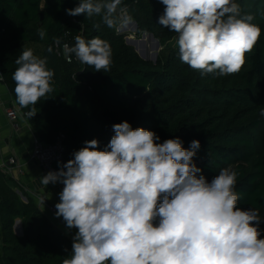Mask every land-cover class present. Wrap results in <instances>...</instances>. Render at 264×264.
<instances>
[{"label":"trees","instance_id":"obj_1","mask_svg":"<svg viewBox=\"0 0 264 264\" xmlns=\"http://www.w3.org/2000/svg\"><path fill=\"white\" fill-rule=\"evenodd\" d=\"M79 2L0 0V77L11 101L20 109L12 75L24 49L46 58L54 71L53 91L34 106L36 115L27 118L45 143L63 135L57 171L86 141L97 139L103 150L115 135L112 126L123 121L133 129L154 131L160 143L179 137L187 149L198 140L193 157L201 169L198 175L213 178L223 167L235 170L237 207L258 211L264 238V0H235L241 14H251L262 31L241 71L225 76L201 75L181 62L178 45L170 43L177 34L158 23L164 11L159 0H122L115 13L130 15L139 33H152L159 40L156 62L140 58L116 32L119 22L109 27L103 13L68 15L66 9ZM41 29L44 38L38 35ZM77 36L110 43L109 70L97 72L79 60L66 61L62 45L73 46ZM31 107L20 110L28 113ZM256 131L260 134L255 142L251 132ZM16 219L21 221V236L13 230ZM72 243L36 199L0 171V264H62L70 258Z\"/></svg>","mask_w":264,"mask_h":264},{"label":"clouds","instance_id":"obj_2","mask_svg":"<svg viewBox=\"0 0 264 264\" xmlns=\"http://www.w3.org/2000/svg\"><path fill=\"white\" fill-rule=\"evenodd\" d=\"M122 0H80L66 9L70 16L101 15L109 27L130 24L115 16ZM164 5L159 25L177 34L182 63L201 75L237 74L261 36L251 14H241L235 0H159ZM38 35L44 38L41 29ZM95 71L112 63L110 43L100 38H75L64 45ZM15 63L16 103L35 105L53 91L54 71L47 59L24 49ZM264 116V110L261 111ZM115 135L100 150L92 139L74 152L59 171L41 177L46 187L63 184L56 217L77 229L70 258L62 264H264V238L257 210H242L235 192L238 173L222 169L211 182L193 162L200 142L183 147L179 137H160L127 121L112 126ZM44 207L45 199L38 197Z\"/></svg>","mask_w":264,"mask_h":264},{"label":"crops","instance_id":"obj_3","mask_svg":"<svg viewBox=\"0 0 264 264\" xmlns=\"http://www.w3.org/2000/svg\"><path fill=\"white\" fill-rule=\"evenodd\" d=\"M9 106L15 108L17 112L21 111L11 101L6 85L0 80V163L6 162L8 157L13 156L23 166V173L18 177V185L29 196L36 199L52 223L66 234H75L77 229H68L63 218L55 216V205L59 202V193L63 189V184L53 185L50 183L45 187L41 183L40 178L44 174L37 163L30 158L32 139L36 133L30 126L28 118H25L21 113H19L17 121L19 129L15 132L4 114L5 109ZM38 197L45 199L44 207L39 203ZM48 206L54 207L55 211L51 212Z\"/></svg>","mask_w":264,"mask_h":264},{"label":"built area","instance_id":"obj_4","mask_svg":"<svg viewBox=\"0 0 264 264\" xmlns=\"http://www.w3.org/2000/svg\"><path fill=\"white\" fill-rule=\"evenodd\" d=\"M67 44V43H65ZM62 45V50L64 52V57L67 62H69L68 57L65 54L64 51V45ZM68 45V44H67ZM57 54L59 55L58 47L56 46ZM78 60L74 54H71V61ZM0 80L2 81V78L0 77ZM21 113L25 118H27V112L19 111L11 106L7 107L5 109V117L11 124V127L15 132L19 129V125L17 123L18 121V115ZM1 140V135H0ZM64 153V145H63V135L59 134L55 140L51 143H45L41 139L37 137V135L33 136L32 139V146L30 151V158L37 163L39 166L41 172L46 175L49 171H57L55 168V163L59 162ZM0 171L5 174L8 177H11L15 179L16 181L19 180V176L23 173V166L17 162V160L10 156L7 158L6 162L0 163ZM49 210L52 212L55 211V208L52 206H48ZM75 234H68L70 239L73 242V237Z\"/></svg>","mask_w":264,"mask_h":264},{"label":"water","instance_id":"obj_5","mask_svg":"<svg viewBox=\"0 0 264 264\" xmlns=\"http://www.w3.org/2000/svg\"><path fill=\"white\" fill-rule=\"evenodd\" d=\"M43 3V2H42ZM43 14H40V18L42 19ZM122 25L119 24V28ZM128 29L136 30L137 29V24L134 20L126 26H122L119 31L124 32L127 31ZM125 43L127 45H130L133 47L135 52L139 55L140 58L146 61H151V62H156L158 52L161 48L160 42L158 39L154 37L152 33L148 32H142L140 38H134V37H125ZM147 44H149L150 49L148 48ZM156 50V51H155ZM23 199V198H22ZM25 200V198L23 199Z\"/></svg>","mask_w":264,"mask_h":264},{"label":"rangeland","instance_id":"obj_6","mask_svg":"<svg viewBox=\"0 0 264 264\" xmlns=\"http://www.w3.org/2000/svg\"><path fill=\"white\" fill-rule=\"evenodd\" d=\"M122 27V26H121ZM120 27V28H121ZM119 24L116 26V32L117 33H119V34H123L124 35V40H125V37L126 36H128V37H134V38H140L141 37V34H142V32H138L137 31V29L136 30H132V29H128L127 31H124V32H120L119 31ZM176 41H177V37L176 38H174L170 43H171V45L172 46H177V43H176ZM161 49V48H160ZM160 49L159 50H157V52L159 53V51H160ZM156 51V50H155ZM262 130L260 129V132H261ZM260 132L258 131H256V132H251V138H252V140H254L255 142H256V140H257V138H258V136H259V134H260ZM224 168H226V167H223V168H221L220 170H218L216 173H215V175L213 176V178L216 176V175H218L219 174V172L222 170V169H224ZM198 175V174H197ZM207 180H208V182H211V180L213 179V178H207V177H205ZM22 198L24 199V197L22 196ZM22 199V200H23ZM43 206V205H42ZM13 230H14V233L15 234H17V236H21V234H22V230H21V221H20V219H16L15 220V222H14V227H13Z\"/></svg>","mask_w":264,"mask_h":264},{"label":"bare ground","instance_id":"obj_7","mask_svg":"<svg viewBox=\"0 0 264 264\" xmlns=\"http://www.w3.org/2000/svg\"><path fill=\"white\" fill-rule=\"evenodd\" d=\"M49 208V207H48ZM51 211V210H50ZM52 212V211H51Z\"/></svg>","mask_w":264,"mask_h":264}]
</instances>
